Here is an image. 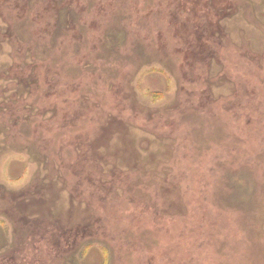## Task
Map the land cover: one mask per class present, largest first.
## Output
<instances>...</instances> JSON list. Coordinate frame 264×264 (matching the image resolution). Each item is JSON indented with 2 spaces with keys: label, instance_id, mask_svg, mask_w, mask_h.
<instances>
[{
  "label": "rangeland",
  "instance_id": "1",
  "mask_svg": "<svg viewBox=\"0 0 264 264\" xmlns=\"http://www.w3.org/2000/svg\"><path fill=\"white\" fill-rule=\"evenodd\" d=\"M0 264H264V0H0Z\"/></svg>",
  "mask_w": 264,
  "mask_h": 264
}]
</instances>
